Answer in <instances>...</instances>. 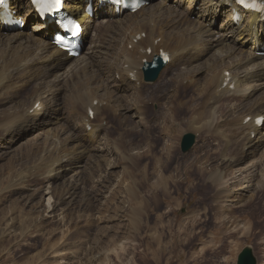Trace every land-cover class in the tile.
Listing matches in <instances>:
<instances>
[{
    "label": "bare ground",
    "instance_id": "6f19581e",
    "mask_svg": "<svg viewBox=\"0 0 264 264\" xmlns=\"http://www.w3.org/2000/svg\"><path fill=\"white\" fill-rule=\"evenodd\" d=\"M11 2L20 14L23 6L28 4L26 0ZM174 4L177 5L173 7ZM229 4L234 5V0H163L120 16L110 8H104L97 12L96 18L102 17V20L96 23L84 12L85 0H67L68 9L84 20L85 35L96 31L83 53L75 59H65V52L48 39L53 27L42 25L29 4L24 30L11 32L0 22V106L8 105L3 109L0 107V146L14 140L7 141L5 132L21 131L19 134H23L29 126L45 124L43 119L46 115H54V121L60 123L55 125L63 126L64 136H60L57 128L55 131L48 128L43 141L37 137L34 147L29 143L30 149L26 153H31L35 160L25 164L21 171L16 169L18 165L14 163L17 161L11 158L9 171H19L13 185H30L33 176L39 180L38 184L51 185L62 172L73 173L69 177L72 178L71 183L63 184L62 191L55 195L54 208H57L64 195L71 198L77 190L86 154L95 151V156H100L106 150L102 141L111 137L108 136L110 133L105 138L101 137L102 134L111 127H116V130L135 127V120L129 119L131 111L143 125L149 123V116L155 117L156 125L164 131L168 141L170 137L178 140L179 133L184 131L179 125L178 134L172 135L173 123L176 124L181 113L185 112L191 114L186 122L190 129L212 136L221 135L225 139L226 152L220 158L224 167L194 171L213 179V183L220 186L216 192L217 199L229 196L226 205L235 206L234 193L242 187L234 181L228 188L230 180L225 177L228 170L223 169L239 164L244 153L253 154L259 142L264 141L261 139L264 137V124L259 127L254 121V117L264 115V92L261 99L251 103L261 84L258 81L264 80V56L258 55L260 47L264 46V23L257 15H248L244 24L234 23ZM216 20H220V26L215 24ZM209 49L212 51L210 57L205 56L207 59L196 66L194 62H198L197 59L207 54ZM161 51L169 52L171 59L159 76L161 80L155 86L158 89L152 91L147 86L151 81L146 83L143 79L142 66L145 59L151 60ZM31 83L35 84V90L23 94ZM37 84L42 86L39 88ZM74 85H78L75 90ZM66 88L69 92L73 90L71 97L70 93L63 95ZM191 88H195L197 93L186 97ZM225 97L233 100L236 97L242 103L228 109L222 103ZM147 99H157L158 103H154L160 109L151 112L149 103L141 104ZM70 104L71 108L73 106L71 113L69 111L64 116L63 106L70 108ZM90 108L95 110L94 117L89 114ZM241 110H250V113L234 115ZM247 116L252 117L249 122H245ZM104 122H107L106 126ZM90 125L91 129L88 128ZM150 129L153 128L146 130ZM254 133L258 135L252 137ZM167 167L165 165L164 169ZM123 169L130 178L131 170ZM159 170L158 178L150 184L156 191L154 197L157 200L161 193L170 191L169 185H164L163 181L175 182L173 173L174 176L165 175L163 170ZM3 180L2 175L0 184ZM258 185L261 188L258 196L250 197L245 206L254 219L264 212V179ZM129 187L130 193L136 194L138 190L134 185Z\"/></svg>",
    "mask_w": 264,
    "mask_h": 264
},
{
    "label": "rangeland",
    "instance_id": "374dc122",
    "mask_svg": "<svg viewBox=\"0 0 264 264\" xmlns=\"http://www.w3.org/2000/svg\"><path fill=\"white\" fill-rule=\"evenodd\" d=\"M162 1L153 0L151 4ZM95 32L90 35L93 37ZM210 52L209 49L194 64L197 66L205 61ZM160 80L146 83L150 90L156 91L155 86ZM258 82L261 84L251 103L263 96L264 80ZM75 86L77 89L78 85H74V90ZM35 88L31 83L23 94ZM194 89L188 90L186 97L195 95ZM68 90L66 88L63 95L70 93L71 97L73 90ZM234 100L223 98V106L229 109L242 103L236 97ZM146 102L141 104L149 103L151 112L160 109L157 99ZM72 108L71 104L70 108L63 106L64 116L71 113ZM245 111L234 115L250 113V110ZM189 115L181 113L180 120L172 125V135L176 136L181 126L184 131L179 133L178 140L170 137L168 141L167 135L156 125L155 117L149 116V123L143 125L131 111L129 119L135 120V127L117 130L111 127L102 134L105 138L110 133L111 138L102 141L106 150L100 156H95V151L86 154L77 190L71 198L64 195L57 208H54L55 195L62 191L63 184L71 183L69 177L73 173L62 172L51 185L38 184L35 176L25 187L13 185V181L17 180L25 164L35 160L31 153H26L29 143H36L37 137L43 141L48 128L53 131L57 128L64 138L63 126L55 125L60 123L54 121V115H46L45 124L29 126L25 135L19 134L21 131L5 132L7 141L14 140L0 146V176L4 177L0 184V264H237L239 253L246 246H252L257 264H264V212L254 219L245 207L250 197L258 196L261 189L258 182L264 179V141L259 142L253 154L244 153L239 164L223 169L228 170L225 173L230 180L228 188L234 181L242 187L234 193L235 206H227L229 196L217 199L220 186L194 171L224 167L220 158L226 152L225 139L221 135L212 136L190 129L189 123L186 124ZM148 127L153 129L147 131ZM187 132L194 133L196 141L190 150L183 152L181 142ZM11 158L17 161L14 164L18 165L19 171H9ZM165 165H168L166 169ZM125 167L131 170L130 178L125 174ZM159 168L165 175L182 173L176 177L172 175L176 183L163 181L170 191L161 193L157 200L154 197L156 191L150 184L158 178ZM131 184L138 190L136 194L130 193Z\"/></svg>",
    "mask_w": 264,
    "mask_h": 264
},
{
    "label": "water",
    "instance_id": "95a60500",
    "mask_svg": "<svg viewBox=\"0 0 264 264\" xmlns=\"http://www.w3.org/2000/svg\"><path fill=\"white\" fill-rule=\"evenodd\" d=\"M195 134L186 133L182 139L181 147L182 151L186 152L191 149L195 143ZM237 264H257V259L253 253L252 246H246L238 255Z\"/></svg>",
    "mask_w": 264,
    "mask_h": 264
},
{
    "label": "snow or ice",
    "instance_id": "6c2138e0",
    "mask_svg": "<svg viewBox=\"0 0 264 264\" xmlns=\"http://www.w3.org/2000/svg\"><path fill=\"white\" fill-rule=\"evenodd\" d=\"M4 0H0V4H3ZM34 3L39 6L40 9L45 11H52L59 7L60 0H34ZM241 4L245 3V0H240ZM250 7H255V5H250ZM64 27L70 29L73 34L79 31V27L74 20H68Z\"/></svg>",
    "mask_w": 264,
    "mask_h": 264
}]
</instances>
